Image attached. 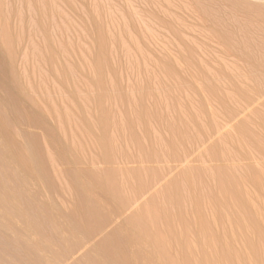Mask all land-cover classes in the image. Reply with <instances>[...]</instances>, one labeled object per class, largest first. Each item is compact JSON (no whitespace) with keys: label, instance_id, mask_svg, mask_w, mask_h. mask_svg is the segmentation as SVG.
Returning a JSON list of instances; mask_svg holds the SVG:
<instances>
[{"label":"rangeland","instance_id":"rangeland-1","mask_svg":"<svg viewBox=\"0 0 264 264\" xmlns=\"http://www.w3.org/2000/svg\"><path fill=\"white\" fill-rule=\"evenodd\" d=\"M0 258L264 264V0H0Z\"/></svg>","mask_w":264,"mask_h":264},{"label":"bare ground","instance_id":"bare-ground-1","mask_svg":"<svg viewBox=\"0 0 264 264\" xmlns=\"http://www.w3.org/2000/svg\"><path fill=\"white\" fill-rule=\"evenodd\" d=\"M5 198V197H4ZM1 259V258H0ZM1 262V261H0Z\"/></svg>","mask_w":264,"mask_h":264}]
</instances>
